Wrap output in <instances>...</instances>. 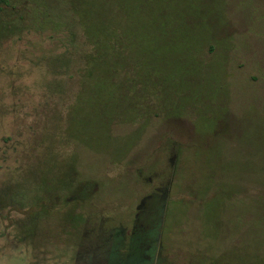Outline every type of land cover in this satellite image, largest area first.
<instances>
[{"label": "rangeland", "instance_id": "obj_1", "mask_svg": "<svg viewBox=\"0 0 264 264\" xmlns=\"http://www.w3.org/2000/svg\"><path fill=\"white\" fill-rule=\"evenodd\" d=\"M33 1L49 19L65 12L83 34L95 30L102 62L84 84L96 90L80 93L75 73L47 71L64 34L0 42V264H107L109 232H129L155 174L153 188L169 183L155 247L162 240L178 264L215 249L259 262L264 195L235 194L252 169L264 179V0ZM77 181L102 184L67 205ZM157 250L145 251L151 264Z\"/></svg>", "mask_w": 264, "mask_h": 264}, {"label": "trees", "instance_id": "obj_2", "mask_svg": "<svg viewBox=\"0 0 264 264\" xmlns=\"http://www.w3.org/2000/svg\"><path fill=\"white\" fill-rule=\"evenodd\" d=\"M35 4L33 0H0V42L6 38L19 35L23 30L35 32L50 31L53 33L64 34L63 39L58 41V45V42H56L55 40L53 41V51L50 53L52 68H50V66L48 67L47 65V71L53 75L54 73H56L55 75H64L69 77L72 76L73 73H75L78 77L77 82L79 83L77 92L91 94V92H94L96 88H93L89 85L84 88V84L85 82L87 83L88 81H90L91 77L97 76L99 70L98 66L102 62L100 57L102 45L99 42L96 31L94 30V32L92 33L83 34L79 23L75 20L72 22L68 14L65 12L64 17L58 16V20L49 19V15L42 9V5L37 4V7H34ZM19 6L21 7V10L19 9ZM49 36L52 39L54 38L53 35ZM53 65H55L54 68ZM75 101H77V99ZM77 103L79 105H82V103L79 101H77ZM120 124L121 121L117 118H114L106 121L105 128H110L109 130H111L116 126H119ZM163 138H167L171 146L179 147L182 142V140H175V138L172 137L168 132H165L162 139ZM226 141H228L229 144L234 142L231 136H228L226 138ZM159 144H157L155 148H157ZM124 159H109L106 156V163L110 164L113 161L122 163V161L124 162ZM171 169L173 171L175 168L172 167ZM134 170H138L136 171L138 175H136L142 180V177L144 176V174H142V169L138 168ZM251 171H253L252 173H254L250 175V180L252 181H250L247 186H242V188H240L235 195L241 196V198H250L252 202L254 201L257 203L260 197L264 195V179L261 182L256 183L255 181H253L254 176L252 175L260 173L263 177V171L260 168H254ZM155 179L157 180L156 174ZM155 179L151 184H147V189H145L146 186L144 185L143 187H141L142 196L140 198H142V201L144 203H140L138 219L144 221V224H146L147 217L143 216V211L146 208V202L150 208H152L151 205H153L154 208L152 212L154 214L152 217H154L155 221L154 232L158 233L157 231L161 223L159 220L163 216V210L165 209L164 207H166L165 201L168 197L167 186L169 185V183L167 182V186L163 189L156 188V186L155 188H153L152 186L155 184ZM225 179H228L225 180L226 184H234V181H231L229 178ZM77 182L79 183L78 186H80V189H78V191L81 194L80 196L66 195L65 198L67 199H65V202L67 205L72 202H74L75 205L80 202V204L82 205L84 201V194H87V197H90V200L92 201V196L99 193V187L102 184L95 181H91L88 183L87 181ZM87 184L91 185L88 188V191H85ZM257 208H259V206ZM135 213L136 210L134 211L133 216L135 215ZM260 215L264 216V214ZM104 218L109 219L108 216ZM135 218L136 217H134V219ZM256 220L258 221L259 219L256 218ZM250 222L252 221L250 220ZM147 231L148 228H146V232ZM121 232V230L114 226L113 229L109 232L110 234H108V238L106 239V244L108 246L105 250V260L107 261V264H113L116 261H119L121 258L123 260H126L125 264H143V262L151 264L152 262L143 260V257L145 259L148 257L147 252H145L148 249H144L143 246H139L138 248L136 240L134 238L135 234L131 235L130 233L128 238H125ZM144 234L145 233H143V236ZM149 236H151V234ZM150 239L152 238L150 237ZM139 241L141 242V245L143 242L148 243L146 242V239L143 238H139ZM163 244L164 243L162 241L160 243L159 254L156 257V261L154 262V264H178L174 259H170L167 253L165 254L166 246ZM137 248L141 253L137 254ZM226 254V249L212 250L209 252V254H207L206 258L202 261L201 264H243L244 261H242L241 257L238 256L239 258H235V260H232V262H230L227 260V258H225ZM129 259H131L132 262ZM259 260L260 261L255 264H264V255H260Z\"/></svg>", "mask_w": 264, "mask_h": 264}, {"label": "flooded vegetation", "instance_id": "obj_3", "mask_svg": "<svg viewBox=\"0 0 264 264\" xmlns=\"http://www.w3.org/2000/svg\"><path fill=\"white\" fill-rule=\"evenodd\" d=\"M140 203H144L142 201V198H140V202L137 203L136 206H135L136 213H135V215L132 218L133 225H131L129 232L128 233L121 232V233L124 235L125 238H128L130 233H131V235L135 234L134 238L136 240V244H137L138 248H139V246H143L144 249L150 250V254H151V251L154 248L158 249L157 252H156V257H157V255L159 254V250H160L159 248H160V243L161 242L159 240L157 247L154 246V244L156 243V241L158 239V233L154 232V228H155L154 223H155V221H154V217H152L153 214H154L152 212L154 207H153V205H151L152 208H150L149 205L147 204L145 210L143 211V213H144L143 216L147 217L146 224H144V221L138 219V217H139L138 215H139V211H140L139 210ZM134 217H136V218L134 219ZM146 228H148L147 232H146ZM143 233H145L144 236H143ZM150 234H151V236H149ZM150 237L152 239H150ZM139 238L146 239V242H148V243L143 242L142 245H141V242L139 241ZM153 259L154 258H152L150 255L146 259L143 257V260H147V261L151 260L153 262Z\"/></svg>", "mask_w": 264, "mask_h": 264}]
</instances>
